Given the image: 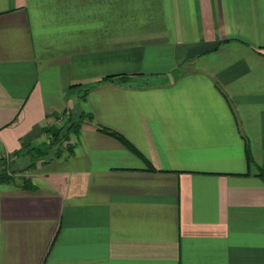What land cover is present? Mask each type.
<instances>
[{"label":"crops","instance_id":"obj_1","mask_svg":"<svg viewBox=\"0 0 264 264\" xmlns=\"http://www.w3.org/2000/svg\"><path fill=\"white\" fill-rule=\"evenodd\" d=\"M65 112L72 153L0 182V264H264V0H0V160Z\"/></svg>","mask_w":264,"mask_h":264},{"label":"trees","instance_id":"obj_2","mask_svg":"<svg viewBox=\"0 0 264 264\" xmlns=\"http://www.w3.org/2000/svg\"><path fill=\"white\" fill-rule=\"evenodd\" d=\"M128 78L130 77L126 75H118V76H112L107 80L116 82ZM50 117L57 118L60 120L63 118V124L61 126L58 124H52V125L48 124L43 129L44 134L46 135V140L43 144L33 148L32 147L30 148L25 145L23 146L21 151L16 154L17 157H19L20 159L27 158L29 160L28 165L25 168L21 169L22 172L34 169L36 165L41 161L44 162L52 161L61 158L66 153L71 154L74 148L73 144L71 143L72 137L78 136L83 121L86 118L92 119V116L88 114L81 113L79 115H74L69 112H65L63 114L53 113L51 116H48V118ZM100 131L108 135L117 137L119 140L123 141L125 144L129 145L130 147V144L122 136L116 134L115 132L105 128H101ZM249 161H250V157H249ZM9 163H11V165L13 166L15 162H10L9 160L6 159L0 160V166H2L3 168V170L0 172L1 183L13 182L14 176L18 172H20V171L16 172V170L14 169L11 170L8 169ZM259 176L264 182V172L261 171ZM23 183L24 186L27 187H29L30 185L29 179H23Z\"/></svg>","mask_w":264,"mask_h":264},{"label":"rangeland","instance_id":"obj_3","mask_svg":"<svg viewBox=\"0 0 264 264\" xmlns=\"http://www.w3.org/2000/svg\"><path fill=\"white\" fill-rule=\"evenodd\" d=\"M50 124H58V125H62L63 124V118L60 120V119H57V118H52L51 121H50ZM29 163V160L27 159L26 161H23V162H18V163H14V165L12 166L11 163L8 164V169H14L16 170V172H18V170L22 169V168H25ZM12 167H11V166ZM3 170L2 166H0V172Z\"/></svg>","mask_w":264,"mask_h":264}]
</instances>
